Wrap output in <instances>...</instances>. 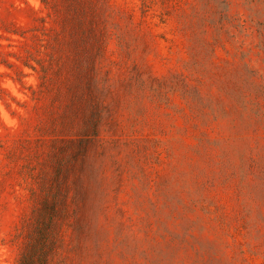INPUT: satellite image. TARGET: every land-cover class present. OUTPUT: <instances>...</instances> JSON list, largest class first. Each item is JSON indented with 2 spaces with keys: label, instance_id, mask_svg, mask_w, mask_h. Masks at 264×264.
<instances>
[{
  "label": "rangeland",
  "instance_id": "1",
  "mask_svg": "<svg viewBox=\"0 0 264 264\" xmlns=\"http://www.w3.org/2000/svg\"><path fill=\"white\" fill-rule=\"evenodd\" d=\"M41 215L50 264H264V0H0V264Z\"/></svg>",
  "mask_w": 264,
  "mask_h": 264
},
{
  "label": "trees",
  "instance_id": "2",
  "mask_svg": "<svg viewBox=\"0 0 264 264\" xmlns=\"http://www.w3.org/2000/svg\"><path fill=\"white\" fill-rule=\"evenodd\" d=\"M96 129L97 126H94ZM96 137V134L87 137ZM55 207H45L42 213L48 215L49 218L52 216V212H55ZM43 215V216H44ZM42 217V215H41ZM37 217L36 221L39 224V228L35 231L32 236L31 243L27 246L26 250L21 254L17 264H50L53 256L55 255L56 249L53 239L51 240V230L49 229L50 221L43 217Z\"/></svg>",
  "mask_w": 264,
  "mask_h": 264
}]
</instances>
